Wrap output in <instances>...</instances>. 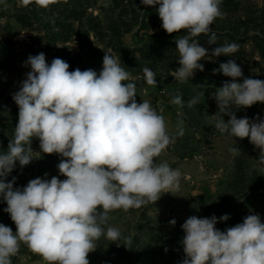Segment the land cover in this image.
I'll list each match as a JSON object with an SVG mask.
<instances>
[{
	"label": "clouds",
	"instance_id": "9594fccd",
	"mask_svg": "<svg viewBox=\"0 0 264 264\" xmlns=\"http://www.w3.org/2000/svg\"><path fill=\"white\" fill-rule=\"evenodd\" d=\"M28 6L32 0H20ZM52 0H35L46 8ZM156 6L161 27L175 39L179 67L170 75L185 82L209 57L208 49L199 44L200 35L216 44L212 25L223 17L222 0H141ZM235 43L215 47L212 57L229 56L238 51ZM30 67L13 100L19 108L18 122L7 151L0 152V197L16 226L15 232L0 223V264H12L21 244L38 254L47 264H90L89 253L103 236L111 242L122 238L116 227L108 226L113 210L139 209L155 204L164 193L179 190L182 174L157 157L173 142L167 132L165 117L149 100L136 101L133 76L119 57L104 52L102 69L69 71L61 58L49 64L43 52L29 55ZM214 73L230 77L212 93L218 111L209 115L221 133L233 138H248L260 150L264 162V119L237 118L233 109L264 103V80L244 77L242 68L230 59ZM146 83L156 86L155 73L143 68ZM243 77L242 82L239 78ZM203 88L204 86H196ZM204 91L187 101L192 108L201 102ZM171 103L184 107L181 95ZM229 119L225 121L224 117ZM184 134L183 120L179 135ZM39 140L40 152L31 148ZM231 153H240L235 147ZM58 154L60 175L51 179L34 178L23 188H15L16 178L5 182L16 162L28 165L36 156ZM219 219L189 216L182 224L181 240L184 259L181 264H264V222L259 214H250L242 223L221 231ZM175 225V219L169 221ZM126 247L131 237H123ZM167 251V249H166Z\"/></svg>",
	"mask_w": 264,
	"mask_h": 264
},
{
	"label": "rangeland",
	"instance_id": "374dc122",
	"mask_svg": "<svg viewBox=\"0 0 264 264\" xmlns=\"http://www.w3.org/2000/svg\"><path fill=\"white\" fill-rule=\"evenodd\" d=\"M158 7L145 6L141 0H52L46 8L38 6L35 0L28 6L20 0H0V152L7 151L18 122L19 108L13 95L30 71L25 61L29 55L41 52L49 64L54 58H61L70 65L69 71L79 68L97 73L102 69L104 52L119 57L134 78L136 101L149 100L165 117L167 132L173 138L156 159L180 170L179 190L164 193L155 204L139 209L113 210L108 226L118 228L122 238L111 242L102 236L96 242V250L87 257L90 264H181V226L192 215H215L219 219L227 214L229 219L216 225L221 231L242 223L250 214H259L264 222V162L259 160L260 150L248 138H233L219 132L209 118L218 111L212 93L231 80L221 72H213L221 63L234 59L244 77L264 80V0H222L220 8L224 15L211 26L217 36L216 44L207 46L200 42L202 37L208 42V36L203 34L197 38L209 52V57L200 63L216 78L200 79L202 71L197 70L183 83L170 75L179 67L177 50L164 56L145 51L148 54L143 56V48L153 39L163 38L173 44L185 35L184 30L171 35L163 30ZM231 43L239 46L231 57L211 56L215 47ZM145 67L155 73L156 86L146 83ZM242 80L243 77L239 78V82ZM198 91H204L201 102L189 108L187 101ZM186 93L191 95L185 96ZM176 95H181L185 102L183 108L171 103ZM233 111L237 118L264 119L260 102ZM32 145L39 147V140L34 138ZM235 147L240 153L229 151ZM60 160L58 154L41 153L24 167L17 161L5 182L15 177L14 187L23 188L37 177L57 176L63 180L65 177L57 167ZM2 203L0 197V223L15 232L9 214L2 212ZM172 219L175 225L169 223ZM123 237H131L129 247ZM11 259L12 264H47L24 244Z\"/></svg>",
	"mask_w": 264,
	"mask_h": 264
},
{
	"label": "trees",
	"instance_id": "16d2710c",
	"mask_svg": "<svg viewBox=\"0 0 264 264\" xmlns=\"http://www.w3.org/2000/svg\"><path fill=\"white\" fill-rule=\"evenodd\" d=\"M167 39H163V38H157V39H153L149 44H147L143 49H144V54L143 56H145L146 54L148 53H160L162 56H164L165 53H170L172 54L173 50H177L176 49V44L173 43L171 44V42L166 41ZM220 43L222 42L221 39L218 40ZM202 43H205L207 46H209V43L208 42H205L203 41V37L201 38V41ZM172 49V51L170 50ZM148 52V53H145ZM173 57V56H172ZM169 58V57H168ZM177 57H175L176 59ZM178 59V58H177ZM172 65H176L175 63H172ZM207 70V68L205 69ZM202 71L198 76L199 78H216L215 75H212L207 73L206 71ZM1 207H2V204H1Z\"/></svg>",
	"mask_w": 264,
	"mask_h": 264
},
{
	"label": "crops",
	"instance_id": "0c3cea01",
	"mask_svg": "<svg viewBox=\"0 0 264 264\" xmlns=\"http://www.w3.org/2000/svg\"><path fill=\"white\" fill-rule=\"evenodd\" d=\"M188 92H190V91H188ZM191 94L190 93H186L185 94V96H190ZM7 207V205H6V203L3 201V203H2V212H4V208H6ZM111 213V212H110ZM109 213V214H110Z\"/></svg>",
	"mask_w": 264,
	"mask_h": 264
},
{
	"label": "water",
	"instance_id": "95a60500",
	"mask_svg": "<svg viewBox=\"0 0 264 264\" xmlns=\"http://www.w3.org/2000/svg\"><path fill=\"white\" fill-rule=\"evenodd\" d=\"M31 148H32V150H33L34 152H38V153H39V151H40V148L37 147V146L31 145Z\"/></svg>",
	"mask_w": 264,
	"mask_h": 264
},
{
	"label": "built area",
	"instance_id": "2783aa9c",
	"mask_svg": "<svg viewBox=\"0 0 264 264\" xmlns=\"http://www.w3.org/2000/svg\"><path fill=\"white\" fill-rule=\"evenodd\" d=\"M261 105H263V106H264V103H261Z\"/></svg>",
	"mask_w": 264,
	"mask_h": 264
},
{
	"label": "bare ground",
	"instance_id": "6f19581e",
	"mask_svg": "<svg viewBox=\"0 0 264 264\" xmlns=\"http://www.w3.org/2000/svg\"><path fill=\"white\" fill-rule=\"evenodd\" d=\"M184 93V92H183Z\"/></svg>",
	"mask_w": 264,
	"mask_h": 264
}]
</instances>
